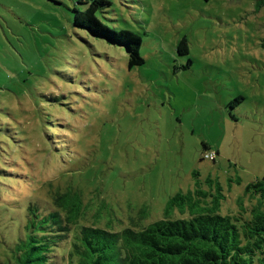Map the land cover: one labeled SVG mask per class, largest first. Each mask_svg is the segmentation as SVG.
<instances>
[{"label": "rangeland", "instance_id": "rangeland-1", "mask_svg": "<svg viewBox=\"0 0 264 264\" xmlns=\"http://www.w3.org/2000/svg\"><path fill=\"white\" fill-rule=\"evenodd\" d=\"M76 1L0 0V264L28 196L52 186L81 190L83 223L120 230L196 178L235 213L264 174V0H109L101 20L141 37L133 68L73 25Z\"/></svg>", "mask_w": 264, "mask_h": 264}, {"label": "trees", "instance_id": "trees-1", "mask_svg": "<svg viewBox=\"0 0 264 264\" xmlns=\"http://www.w3.org/2000/svg\"><path fill=\"white\" fill-rule=\"evenodd\" d=\"M73 25L96 38L121 46L129 68L143 64L142 40L136 31L110 27L100 15L109 0H77ZM105 7H108L105 9ZM187 52L185 40L177 47ZM4 171L3 169H0ZM197 175V174H196ZM198 178L194 187L176 192L162 217L144 226L137 222L115 230L82 222L85 203L81 190L71 184L49 188L46 196L30 194L26 222L1 264H59L56 249L69 241L68 264H264V174L245 186V199L232 214H221L223 198L218 182ZM149 211L138 209L139 218Z\"/></svg>", "mask_w": 264, "mask_h": 264}, {"label": "built area", "instance_id": "built-area-1", "mask_svg": "<svg viewBox=\"0 0 264 264\" xmlns=\"http://www.w3.org/2000/svg\"><path fill=\"white\" fill-rule=\"evenodd\" d=\"M203 157L204 158H207V159H213L214 158V153L213 152H205L204 154H203Z\"/></svg>", "mask_w": 264, "mask_h": 264}, {"label": "clouds", "instance_id": "clouds-1", "mask_svg": "<svg viewBox=\"0 0 264 264\" xmlns=\"http://www.w3.org/2000/svg\"><path fill=\"white\" fill-rule=\"evenodd\" d=\"M205 152H209V151H204L203 154H204ZM210 152H211V151H210ZM203 154H202V155H203ZM214 156H215V155H214ZM203 158H204V157H203Z\"/></svg>", "mask_w": 264, "mask_h": 264}]
</instances>
